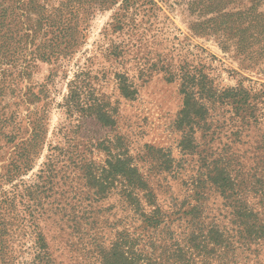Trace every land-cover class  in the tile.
I'll return each instance as SVG.
<instances>
[{
  "label": "rangeland",
  "instance_id": "obj_1",
  "mask_svg": "<svg viewBox=\"0 0 264 264\" xmlns=\"http://www.w3.org/2000/svg\"><path fill=\"white\" fill-rule=\"evenodd\" d=\"M122 1L5 0L4 41L29 32L34 49L68 38L46 48L54 50L49 59L6 58L0 200L25 193L49 157L68 191V216L82 224L66 247L58 245L66 264H104V251L121 238L130 258L122 263L264 264V198L244 191V175L254 182L263 172L244 164L253 162L264 118L244 128L237 110L219 99L207 123L179 125L184 73L203 74L218 94L248 89L264 113V0H154L155 10L138 6L125 28L114 30L109 23ZM81 72L89 73L84 89L107 102L112 125L64 112L69 84ZM117 73L130 77L134 96L120 92ZM118 159L127 173L107 179V162ZM230 178L237 185L228 186ZM244 202L255 217L244 218ZM156 207L162 222L153 226L143 214ZM16 248L27 260L36 247L28 240Z\"/></svg>",
  "mask_w": 264,
  "mask_h": 264
},
{
  "label": "trees",
  "instance_id": "obj_2",
  "mask_svg": "<svg viewBox=\"0 0 264 264\" xmlns=\"http://www.w3.org/2000/svg\"><path fill=\"white\" fill-rule=\"evenodd\" d=\"M4 4L5 0H0V76L3 74L7 75L9 72L5 68L7 57L16 58L15 61L17 62L20 56L24 54L26 57L33 55L49 59L53 57L52 51L54 50L48 51L46 48L52 46V44L53 46H61L67 41L68 35L65 33L62 40L39 44L32 49V46L27 45L28 38L33 36L29 32L19 35L14 40L10 38L4 41L3 37L7 36L9 31L2 33L5 27L2 19L8 11V7ZM144 4L151 5V10L157 8L154 0H123L111 17L110 26L114 30L124 29L129 15H131L129 12ZM42 20L45 23H50V26L54 25L53 21H50V17ZM54 23L56 22L54 21ZM30 26L35 33L39 30L37 26ZM57 32L55 38L59 39V35L64 32V29L59 27ZM24 38H27V41H24ZM14 67L18 73L22 72L18 68L19 66L15 65ZM81 75L86 77L81 78ZM88 76L89 73L81 72L70 82L68 94L62 104L63 110L66 114L77 112L80 116L95 119L102 124L112 125L115 119L108 107H105L108 105L106 104L107 102H104L103 98L96 95L95 89H90L89 91L84 89ZM115 79L118 89L125 96L131 97L137 93V89L127 74L117 73L115 74ZM181 79L182 91L185 94L184 108L179 116V125L182 127L189 126L194 129V123L201 125L203 123L201 122L202 120L207 123V116L210 113L209 108L217 101H220L219 99L225 100L227 104L237 110L238 115L244 120V128L245 126L258 125L260 124V119L264 118V113L261 114V109L258 106L259 97L248 89H244V96L239 94L238 89L232 87L218 94V91L210 85L203 74L191 75L184 73ZM85 94L88 96H85ZM260 129L262 128L259 127ZM246 143L247 141L244 140V145ZM259 143L253 144V150H250L252 154L248 156L249 162H251V158H253V162L250 165L244 164V168L252 165L251 168H259L258 171L263 170V172L260 173L259 178L254 182L248 181V178L244 175V191L255 190L264 198V127ZM107 163L110 167L107 170V179L119 173H127L121 167L123 165L121 160H109ZM57 171L55 163L50 162L49 157H47L33 184H29L24 189L25 193H13L10 198H6L3 201L0 200V264H66L63 259L65 249L61 250L58 245L62 244L66 247L67 243L70 242V238L68 239L67 235L70 236L71 231L79 232L82 224L80 220L71 219L68 216L71 213L70 203L67 201L66 196L68 191L63 188V182L58 180ZM229 182L228 186L237 185V181L233 178H230ZM102 190L108 192L110 187L104 186L101 188ZM24 205L25 207H23ZM254 210V206L244 202V218L255 217L257 213ZM143 215L144 221L150 225H157L156 223L159 225L162 222L160 218L161 211L158 207L153 209L151 213ZM72 221L73 224H71ZM28 240L36 247L32 257L27 260H19L21 254L20 250L16 248V244L19 246ZM123 241V238L116 240L111 251H104L106 253L103 256L104 264H133L122 263L123 259H130L125 255L122 245ZM52 242H56V244L52 245ZM175 251H178V249Z\"/></svg>",
  "mask_w": 264,
  "mask_h": 264
}]
</instances>
